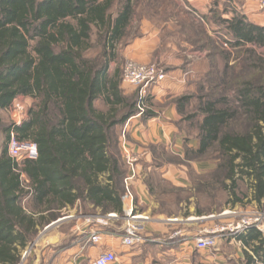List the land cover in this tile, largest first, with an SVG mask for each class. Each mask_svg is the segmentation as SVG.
<instances>
[{"label": "trees", "instance_id": "1", "mask_svg": "<svg viewBox=\"0 0 264 264\" xmlns=\"http://www.w3.org/2000/svg\"><path fill=\"white\" fill-rule=\"evenodd\" d=\"M141 1L0 0V124L16 98L36 100L21 125L2 128L0 264H20L22 251L68 207L79 204L88 212L93 204L102 213L124 214L128 169L121 131L141 101L138 89L126 93L122 87L121 67L112 73L110 67ZM221 18L225 43L248 54L261 78L237 82L232 96L183 95L175 101L184 117L178 124L190 121L198 140L189 147L186 138V160L215 164L194 177L193 189L177 188L186 196L177 198V208L192 190L198 194L199 216L209 204L264 206V54L256 49H264V25L238 11ZM95 43L100 51L90 57ZM224 52L228 62L231 52ZM225 69L227 74L228 63ZM193 100L197 111L188 113ZM153 114L146 109L143 117ZM12 132L36 143V158L10 155ZM237 238L246 247L244 264H264L261 231L250 228Z\"/></svg>", "mask_w": 264, "mask_h": 264}, {"label": "crops", "instance_id": "2", "mask_svg": "<svg viewBox=\"0 0 264 264\" xmlns=\"http://www.w3.org/2000/svg\"><path fill=\"white\" fill-rule=\"evenodd\" d=\"M212 1L218 5L221 2L227 5L228 10L224 11V18H231L235 11H238L245 14L252 22L264 25V11L258 9V0H245L243 8H240L235 0H190L198 9L206 7ZM134 46L130 54L137 60L148 62L156 56L155 36L144 38ZM175 63L174 69L165 80L151 85L148 89L145 102L154 114L149 117L131 118L125 124L127 144L132 151L140 155L138 175L131 186L135 210L150 217L143 224V232L150 239L133 246L123 242L127 226L124 216L130 207V201L123 199L122 218L110 219L108 225H99L89 219L91 215L105 216L108 213H102V210L94 208L93 204H88L89 211L84 212L81 206L76 204L64 210L66 219L49 226L53 221L40 231L38 242L34 241L29 245L30 257L25 264H86L101 250L116 253L117 261L114 264H240L243 262L246 247L239 238L227 239L216 249L198 250L194 235L209 226L212 221L196 219L200 216L195 211L193 199L189 200V204L185 200L180 202L179 205L184 209L183 213L167 215L161 212L160 200L155 189L150 188L145 182L148 174L157 170L172 186L193 189V177L188 173L187 166H176L169 159L160 168H156L154 164L160 155L157 151H161L163 155L171 153L182 158L185 140L188 138L179 128L178 123L182 115L178 111L175 99L186 92L189 85L186 84V75L180 67L181 62L176 60ZM123 88L128 93L129 90ZM187 145L197 147V138L190 137ZM191 164H193L192 173L195 174H204L215 167V164L208 161ZM175 217L179 220H170ZM189 217L191 219L187 220ZM68 223H71V238L66 242L68 232L65 231L64 226ZM92 230H99L101 233L100 243L93 244L88 241ZM178 230L182 231L181 234L172 237Z\"/></svg>", "mask_w": 264, "mask_h": 264}, {"label": "rangeland", "instance_id": "3", "mask_svg": "<svg viewBox=\"0 0 264 264\" xmlns=\"http://www.w3.org/2000/svg\"><path fill=\"white\" fill-rule=\"evenodd\" d=\"M235 1L240 8L244 7L245 0ZM189 9H192L193 11L195 9V11H197L196 14L203 16L204 22L198 15L190 12ZM226 10H228L226 4L221 2V4L218 5L215 1L210 2L206 7L204 6L198 9L192 5L190 0H142L141 4L137 7L136 13L123 40L119 43L118 59L111 63L110 72L112 73L118 66L121 67L123 71L128 61H136L140 63H156L164 69L166 77H168L174 69L176 64L175 61L179 60L181 62L180 67L186 75V84L189 85L188 90L180 96H197L200 94L211 93L219 94L221 92L232 96L234 85L237 82L243 80H259L261 75L258 74L257 70L252 66L254 65V62L245 58L248 54L243 53L239 48H231L225 43V36L223 35L224 27L219 19H222L221 17ZM153 36H155L157 40L155 57L148 62H143L131 56L130 52L134 50L136 42L142 41L144 38H152ZM256 49L258 53L264 54V49ZM225 50L231 52V57L228 62L225 59ZM99 51V45L95 43L93 48L88 52V55L94 57ZM227 63L229 70L227 71V74H225V66ZM123 87L129 90L128 93H134L137 90V87L124 81ZM20 102L25 106V112L28 118L30 109L36 105V100L31 97L23 96L21 97ZM196 105V100H193L188 107V113L196 112ZM1 117L0 151L4 142L2 128L3 126L13 123L14 112L6 109L2 112ZM181 119L183 121L184 117L182 116ZM178 125L180 130L185 132L186 136L194 137V134L192 133L195 132L190 126V121L185 120V122ZM123 131L124 128L121 131L120 138L122 160L123 152L121 141L123 138ZM185 151L186 143L184 144L182 158L181 156H175L171 153L163 155L161 154V151H157L160 155L154 161V164L156 165V168H160L161 165L167 163L169 159L176 166H187L188 173L191 174L194 179L198 174L192 173L193 164L191 163L201 162L203 160H199L200 158H194L191 161L186 160ZM206 161L209 162V160H205V162ZM145 182L150 188L153 187L155 189L157 198L160 200L161 204L160 211L164 210L165 212L176 214L184 212V209L181 206L180 208H177V203L173 200H177L179 197L185 198V193H179L177 190L178 187L172 186L169 181L165 180L162 177V173L157 172V170L151 171L146 177ZM191 192L192 194L188 197L189 199H186L185 201L189 204V200L193 199L196 211L198 210V207H200V202H198L200 197L198 198V194L194 192V190ZM226 207L224 206L220 208L218 204H209L203 207L201 206V209L203 208L202 210L205 212V216H209L212 214H218L226 209ZM239 207L242 209L243 213L246 214L259 216L264 213V206L263 208H259L258 205L254 203ZM70 227L71 223L64 226L65 231L68 232L66 242L71 238ZM38 239L37 236L34 240L35 243L38 242ZM27 249L22 253L23 255L20 264H25L30 257V246ZM240 264H243V262H240Z\"/></svg>", "mask_w": 264, "mask_h": 264}, {"label": "built area", "instance_id": "4", "mask_svg": "<svg viewBox=\"0 0 264 264\" xmlns=\"http://www.w3.org/2000/svg\"><path fill=\"white\" fill-rule=\"evenodd\" d=\"M258 7L260 10L264 11V0H258ZM165 79L166 73L164 69L156 63H140L136 61L127 62L123 69V81L137 87L141 101L139 104V113L132 118L143 116V113L148 109V105L144 99L147 97L149 87L153 84L162 82ZM21 97L23 96L16 98L7 109L14 112L13 123L16 125H21L27 119L25 106L20 102ZM121 148L123 152V161L128 169V175L124 180L126 190L124 201H130V207L124 216L127 226L123 242L127 245L133 246L147 242L150 239V237L143 232V224L145 221H148L150 217L146 214L138 213L135 210L134 196L131 186L133 180L138 175L140 155L132 151L127 144L126 126L123 131ZM9 153L11 156L16 157L19 160L24 158H36L37 146L36 143L30 140L20 141L15 132H12ZM113 218L120 219L122 216L116 212L108 213L105 216H89L90 221H95L99 225H108L110 219ZM188 219L191 218L189 217L187 220ZM196 219L212 221L209 226L204 227L194 235V242L198 250L216 249L220 246L221 242L230 238H237L246 233L250 228H256L264 234V213L259 216L246 214L243 213L239 206L228 207L218 214H212L209 216L204 215L196 217ZM170 220L178 221L179 218H170ZM181 232V230L176 231L173 233L172 237L178 236ZM101 239L102 236L99 230H92L88 241L93 244H98ZM116 261L117 255L115 252L101 250L86 264H114Z\"/></svg>", "mask_w": 264, "mask_h": 264}, {"label": "water", "instance_id": "5", "mask_svg": "<svg viewBox=\"0 0 264 264\" xmlns=\"http://www.w3.org/2000/svg\"><path fill=\"white\" fill-rule=\"evenodd\" d=\"M64 219H66V216H65V217H61V218H59L58 220H56V221H54L53 223H51V225H49V226H52V225H54V224H58V223L62 222Z\"/></svg>", "mask_w": 264, "mask_h": 264}]
</instances>
